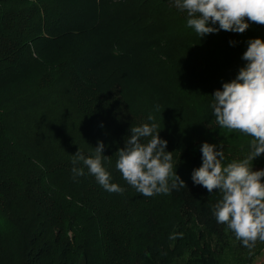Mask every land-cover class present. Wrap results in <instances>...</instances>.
I'll use <instances>...</instances> for the list:
<instances>
[{
	"label": "trees",
	"instance_id": "16d2710c",
	"mask_svg": "<svg viewBox=\"0 0 264 264\" xmlns=\"http://www.w3.org/2000/svg\"><path fill=\"white\" fill-rule=\"evenodd\" d=\"M248 23L199 37L174 0H0V264H177L187 250L185 264H218L260 244L246 248L218 224L221 193L192 180L203 143L224 152V166L250 151L252 137L221 128L211 108L246 65L247 42L264 40V26ZM127 111L137 120L122 128ZM149 115L182 134L160 139L185 187L145 197L116 153ZM97 128L102 166L123 193L82 162L73 175L78 150L94 155ZM262 169L264 154L253 160Z\"/></svg>",
	"mask_w": 264,
	"mask_h": 264
},
{
	"label": "clouds",
	"instance_id": "9594fccd",
	"mask_svg": "<svg viewBox=\"0 0 264 264\" xmlns=\"http://www.w3.org/2000/svg\"><path fill=\"white\" fill-rule=\"evenodd\" d=\"M174 7L187 13V26L199 37L220 30L244 33L248 22L264 26V0H174ZM217 24L219 28L214 27ZM247 43L242 56L246 65L233 81L214 92L211 108L221 128L252 137L250 151L224 166V152L205 142L200 149L202 166L193 170L192 180L209 193L219 190L221 199L213 208L217 223L227 225L244 247L252 248L257 240L264 242V169L253 171V160L264 154V40L257 38ZM148 120L150 124L130 128L125 146L116 153L117 170L145 197L185 187L173 171L172 153L165 151L167 141L160 139L155 117L149 115ZM142 139L147 142L142 143ZM104 148L98 141L92 156L78 150L73 155V175H84L83 168L75 167L82 162L106 191L123 193V188L110 182V174L102 166ZM176 238L177 234L170 236Z\"/></svg>",
	"mask_w": 264,
	"mask_h": 264
},
{
	"label": "rangeland",
	"instance_id": "374dc122",
	"mask_svg": "<svg viewBox=\"0 0 264 264\" xmlns=\"http://www.w3.org/2000/svg\"><path fill=\"white\" fill-rule=\"evenodd\" d=\"M130 109L134 112V110L132 108H130ZM127 112H125V114L122 113L123 119L122 120L119 119V123L117 124L118 126H120V127L127 126L126 124H129L130 121L132 122L133 119L137 120L135 118V116H136L135 114H130L129 112L128 113ZM170 118L171 119L175 118V115L171 114ZM145 122L149 123V124L151 123L150 121H147V119H145ZM136 123L138 126L142 125V122L140 120L136 121ZM137 125H135V126H137ZM122 128H125V127H122ZM157 131L159 132V137H163L164 139H165V137H168L169 141L171 140L170 142H172V141L174 142L175 138H177V137L179 138L180 135H182L180 133V131L173 129V127H172V129H169L166 126L160 127V125H158ZM173 135H175V138L173 137ZM91 138H92V142H95V144L98 143V141L100 142V141L106 140L104 132H102L98 128L93 133H91ZM191 153L196 154L197 151L192 150ZM263 244H264V242L261 241L260 244H257L254 249H252V250L250 249L248 252H241V253L231 252V253H228V255H226V256L221 253L220 260H219L218 264H264V248L260 247V245H263ZM258 248H261V249L254 255V252ZM192 254H193V252L191 250L185 251L184 254L182 255V258L178 261L177 264H185L187 262V260H189L191 257H193ZM214 264H217V263H214Z\"/></svg>",
	"mask_w": 264,
	"mask_h": 264
}]
</instances>
